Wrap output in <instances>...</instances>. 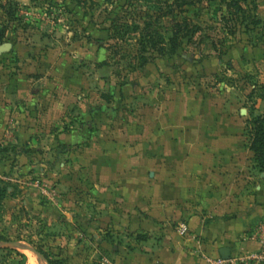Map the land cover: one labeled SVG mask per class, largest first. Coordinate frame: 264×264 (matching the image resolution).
Masks as SVG:
<instances>
[{"label": "rangeland", "instance_id": "rangeland-1", "mask_svg": "<svg viewBox=\"0 0 264 264\" xmlns=\"http://www.w3.org/2000/svg\"><path fill=\"white\" fill-rule=\"evenodd\" d=\"M154 3L0 0L2 43H11L0 53V100L6 80H27L36 112L58 101L52 136L42 132L33 146L0 139V264H136L172 243L197 210L195 198H166L176 177L191 171L197 181V151L187 150L197 145V107L234 114L248 143L247 120L264 113V0L242 1L245 18L220 0H197L182 14L196 25L190 40L170 56L147 53L141 67L135 33L112 52L109 17L141 21ZM159 17L164 32L168 17Z\"/></svg>", "mask_w": 264, "mask_h": 264}, {"label": "crops", "instance_id": "crops-1", "mask_svg": "<svg viewBox=\"0 0 264 264\" xmlns=\"http://www.w3.org/2000/svg\"><path fill=\"white\" fill-rule=\"evenodd\" d=\"M4 83L0 100L1 140L13 136L18 141L24 136L33 146L35 136L42 132L52 136L57 132V100L50 99L48 111L38 113L31 81L6 80ZM207 104L203 111L197 107V145L187 144L188 151H197V162L192 167L197 181L187 171L188 175L173 180L178 185L174 195L166 196L180 200L195 198L197 210L187 213L185 223L177 226L172 243L135 258L136 264H197L201 254L216 255L221 247L230 250L255 247L243 235L264 217V172L254 166L253 153L243 139L242 121L216 107L209 110L210 103ZM52 122L55 123L52 125ZM187 128H194V124ZM194 183L196 187H183ZM182 225L186 233L191 231L185 239L179 235ZM183 240L197 245L196 256L185 250Z\"/></svg>", "mask_w": 264, "mask_h": 264}, {"label": "trees", "instance_id": "trees-1", "mask_svg": "<svg viewBox=\"0 0 264 264\" xmlns=\"http://www.w3.org/2000/svg\"><path fill=\"white\" fill-rule=\"evenodd\" d=\"M220 1L224 3L229 14L246 17L241 3L245 0ZM196 3L197 0H155L153 6L155 12H152V14L147 12L145 14L146 17H139L141 21L118 14L111 18L109 17V38L115 40V44L111 45L112 52H118L116 47L125 35L135 33L134 42L137 50L134 56L139 66L142 67L147 63V53H154L159 56L173 55L182 46L184 40L189 41V38L195 33L196 25L189 22L182 14L186 12L187 7L194 6ZM16 5V3L9 2L8 6L4 7L5 14L8 16L13 15V6ZM159 15L168 17L169 27L164 28L165 33L160 30ZM179 16H181L180 19L177 18ZM6 29L7 27L4 25L0 28V44L3 42ZM261 98L264 99V95ZM245 129L248 136V147L253 153L254 166L259 172H264V113L253 115L248 119ZM1 183L5 184V182ZM6 192V185L1 186L0 198L5 197ZM34 249L47 258V255L40 247L34 246Z\"/></svg>", "mask_w": 264, "mask_h": 264}, {"label": "built area", "instance_id": "built-area-1", "mask_svg": "<svg viewBox=\"0 0 264 264\" xmlns=\"http://www.w3.org/2000/svg\"><path fill=\"white\" fill-rule=\"evenodd\" d=\"M185 227H180L183 231ZM244 240L251 241L252 249L230 250L226 258L219 254H201L197 264H264V217L255 222L243 235Z\"/></svg>", "mask_w": 264, "mask_h": 264}, {"label": "water", "instance_id": "water-1", "mask_svg": "<svg viewBox=\"0 0 264 264\" xmlns=\"http://www.w3.org/2000/svg\"><path fill=\"white\" fill-rule=\"evenodd\" d=\"M10 48H11V43H9V42L2 43V44H0V53L9 51ZM11 246H15L17 248L30 251L31 253H33L37 257H41V255L34 249V247H32L29 244L21 243V242H15V243H12ZM229 251H230V249L228 247H221L218 250V254L222 258H226L229 254Z\"/></svg>", "mask_w": 264, "mask_h": 264}, {"label": "bare ground", "instance_id": "bare-ground-1", "mask_svg": "<svg viewBox=\"0 0 264 264\" xmlns=\"http://www.w3.org/2000/svg\"><path fill=\"white\" fill-rule=\"evenodd\" d=\"M26 253H28V252H26ZM30 254V253H29ZM29 254H27L28 256H29ZM32 255V254H31Z\"/></svg>", "mask_w": 264, "mask_h": 264}]
</instances>
